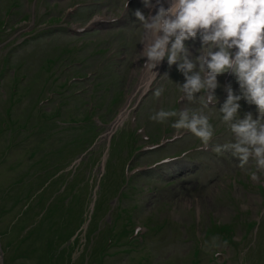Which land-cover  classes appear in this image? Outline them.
Segmentation results:
<instances>
[{
    "label": "rangeland",
    "instance_id": "rangeland-1",
    "mask_svg": "<svg viewBox=\"0 0 264 264\" xmlns=\"http://www.w3.org/2000/svg\"><path fill=\"white\" fill-rule=\"evenodd\" d=\"M33 1L0 0V21L5 23L0 29V124L8 120V124L12 122L10 130L24 127L0 135V157L4 149L6 153L0 163V264H264V216L257 235L256 228L251 229L264 211V171L257 170L254 161L241 168L229 151L195 153L192 160L180 159L152 172L136 174L116 197V188L129 177L128 173L123 177L120 170L126 163L125 147L113 148L110 157L107 150L110 140L118 136L125 142L128 129H135L130 117L114 129L111 123L134 89L141 70L142 29L135 12L148 14L149 9L142 10L143 0L131 2L130 11L123 7L125 0H87V7L78 8L71 19L68 14L67 22L85 24L111 10L114 15L104 17L115 20L98 22L79 34L68 28V32H59L35 25L50 18H64L78 0ZM45 6L46 14L42 13L44 9L41 11ZM8 14L11 30L5 22ZM52 19L50 28L62 25ZM24 26L25 30L19 32ZM33 28L37 30L30 31ZM27 33L34 35L25 40ZM22 38L25 41L19 43ZM80 41L83 44L78 46ZM185 43L196 55L199 36ZM71 57L80 59L82 66L67 68ZM77 75L85 77L71 80ZM68 80L70 84L66 85ZM183 82L179 71L162 74L155 87L163 88L161 96L157 98L150 91L143 97L138 118L140 122L146 120L155 138L166 121L158 123L149 117L173 105L179 94L177 84ZM208 112L217 132L214 145L229 142L216 108ZM93 114L100 121L92 120ZM85 115L90 116L87 121ZM73 121L81 123L71 124ZM169 128L174 129L171 125ZM196 138H182L162 152L138 157L136 162L144 165L177 153ZM92 141L93 146L85 151ZM75 144L79 152L72 155ZM104 156L109 158L106 165ZM104 165L109 168L113 184L102 189L97 200L103 199L100 209L99 203L96 207L93 204L95 194L100 193L97 183ZM57 168L64 175H56L55 180L46 183L39 203L28 213L7 198L5 189L26 178L20 175L23 169H43L47 175ZM253 171L257 173L255 180L248 174ZM233 174L237 176L231 177ZM167 181L171 183L165 184ZM64 182L69 184L63 191ZM31 186L38 188L36 184ZM20 189L13 188L15 193ZM80 219L85 221L78 229ZM216 224L234 230L235 238L242 242L232 243ZM138 225H145L148 233L142 244L130 247L127 235ZM138 232L134 234L138 236ZM109 235L119 243L109 246ZM199 240L202 247L193 260L192 251ZM102 249L113 253L102 256Z\"/></svg>",
    "mask_w": 264,
    "mask_h": 264
},
{
    "label": "clouds",
    "instance_id": "clouds-1",
    "mask_svg": "<svg viewBox=\"0 0 264 264\" xmlns=\"http://www.w3.org/2000/svg\"><path fill=\"white\" fill-rule=\"evenodd\" d=\"M143 4L148 14L135 12L142 29L143 68L155 80L153 69L161 61L175 65L184 76L182 84L176 83L180 99L194 105L161 108L149 119L163 123L175 118L173 128L188 130L207 146L214 135L208 110L215 107L233 138L213 151H229L241 168L251 160L257 170L264 171V0H143ZM197 36L198 55H192L185 42ZM228 72L239 89L225 85L226 97L219 103L218 77ZM162 92L163 88H157L153 94L158 98ZM242 99L256 106L255 116L252 112L241 115ZM248 174L257 179L255 171Z\"/></svg>",
    "mask_w": 264,
    "mask_h": 264
},
{
    "label": "bare ground",
    "instance_id": "bare-ground-1",
    "mask_svg": "<svg viewBox=\"0 0 264 264\" xmlns=\"http://www.w3.org/2000/svg\"><path fill=\"white\" fill-rule=\"evenodd\" d=\"M160 65H161V64H160ZM160 65H159V66H160ZM148 81H149V80L146 81V83H145L146 85H147Z\"/></svg>",
    "mask_w": 264,
    "mask_h": 264
}]
</instances>
